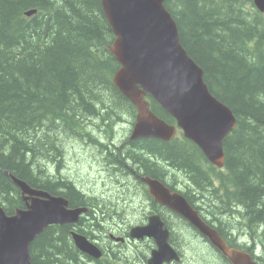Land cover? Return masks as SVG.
I'll use <instances>...</instances> for the list:
<instances>
[{
  "label": "trees",
  "instance_id": "16d2710c",
  "mask_svg": "<svg viewBox=\"0 0 264 264\" xmlns=\"http://www.w3.org/2000/svg\"><path fill=\"white\" fill-rule=\"evenodd\" d=\"M165 6L210 92L237 119L224 141L223 169L182 133L170 142H116L114 128L128 116L132 127L136 111L114 85L120 65L109 49L115 35L102 0H0V205L8 215L25 207L6 172L66 197L73 207L90 205L92 199L59 172L62 136L101 145L100 135L90 136L106 125L102 130L113 137L112 145L125 143L119 147L122 160L144 164L143 176L164 181L172 177L166 166H172L205 184L222 217L239 220L236 229L257 240L264 264V14L252 0H165ZM31 10L36 13L29 17ZM148 99L156 115L176 124ZM47 156L58 165L55 175L42 163ZM109 162L129 174L117 155ZM69 227H50L37 237L30 247L32 263L81 264L80 256H87L71 243Z\"/></svg>",
  "mask_w": 264,
  "mask_h": 264
},
{
  "label": "water",
  "instance_id": "95a60500",
  "mask_svg": "<svg viewBox=\"0 0 264 264\" xmlns=\"http://www.w3.org/2000/svg\"><path fill=\"white\" fill-rule=\"evenodd\" d=\"M264 13V0H254ZM115 40L111 53L120 64L113 81L119 91L135 106L137 122L131 140L171 141L177 126L154 114L146 100L151 95L170 115L189 140L193 141L215 166L225 163L224 140L235 129L237 119L231 109L212 95L204 81L203 69L183 47L178 26L165 7V0H102ZM36 11L28 12L32 16ZM9 174L19 188L25 208L8 215L0 205V264H33L30 245L51 225L77 223L87 208L71 209L70 201L38 190ZM150 194L187 219L231 264H259L252 256L230 247L219 232L210 227L179 194H174L156 179L144 177ZM155 237L149 264L179 260L169 245V232L157 220L149 228H136L133 238ZM80 251L99 259L101 250L86 237L75 234Z\"/></svg>",
  "mask_w": 264,
  "mask_h": 264
},
{
  "label": "flooded vegetation",
  "instance_id": "af4514ba",
  "mask_svg": "<svg viewBox=\"0 0 264 264\" xmlns=\"http://www.w3.org/2000/svg\"><path fill=\"white\" fill-rule=\"evenodd\" d=\"M100 143L102 145V148L106 146V151H100V153L102 154L103 164L106 165L108 169L113 168L116 172L120 173V168H118L119 166L108 164L110 163L109 158L105 156L108 154V150L111 149V142L101 139ZM121 146H124V144L122 143ZM143 166L144 164L142 162H138L135 166L125 165L124 168L127 169L129 173L128 175H126V177L135 181L133 185L135 191L139 194L138 199L139 201L141 200L143 204L142 211H144L145 213L142 217H139V220H132L130 214L126 215L124 220V224L127 225L126 229L123 232L120 230H110L107 235V241L103 240V237L98 236L95 232L96 228L101 224L98 222V219L104 217H119V214L123 211L112 209L104 212V209H99V213L96 206V204H98L97 200L91 197L88 191L80 188L75 183V185L79 189H82L84 191L83 193L85 196L92 199V203L90 205H87L90 208L89 212L84 214L75 224L53 225L49 226L48 228L55 226H70L68 228V231L70 234L69 239L71 243H74L72 234L73 232H75L86 236L101 248L103 252V259L98 260L90 258L88 256L87 258L80 256L79 263L102 264V261L104 259L107 261V257H111L110 250H113L115 248V245L129 247V252L132 251V245H136L135 247H133V250H135L136 248L141 249V246H147L150 249V252L146 254L144 253L143 257L139 256V262H141L140 264H149L151 253L153 250L158 248V243L155 237L143 236L140 239L133 238L132 230L137 226H148L151 223L152 218H159L167 228L169 232V245L177 252L179 256V260H174L170 263L165 264H191L192 260L186 258L184 250L189 249L192 245H204L213 248L209 240L205 238L194 226H192L187 219L182 217L169 206L160 204L155 200V198L150 194L149 186L141 180L142 176L144 175L141 171ZM166 168L169 171V174L172 175V177H165L164 181L161 182L164 183L172 193L181 194L192 206V208L198 212L199 216L210 227L216 229L230 246L247 251L254 257L255 260L261 262L260 254L258 253L257 240L253 238L252 234L251 236H249L247 232H244L242 230L238 231L236 229V224L239 223V220L236 219L234 221V217H222L223 214H221V211L218 210L219 206L216 205L215 207L214 203L212 202V198L209 195V192H207V190L205 189V184H195L194 180L190 179V176H188V174L183 172L181 169H177L172 166H167ZM70 208L76 207H73L72 203L70 202ZM234 210H232V212H234ZM131 214H134V211H131ZM189 232H191L190 235ZM190 240H192L194 243H191ZM119 241H121L123 244L120 245ZM252 248L255 249L254 252L250 251ZM213 250L215 249L213 248ZM217 254L220 255L218 252ZM220 259L224 261L225 264H231L226 258L222 256L220 257ZM121 261L122 260L120 258L116 260L118 264H129L127 262H131V259H127V262Z\"/></svg>",
  "mask_w": 264,
  "mask_h": 264
},
{
  "label": "rangeland",
  "instance_id": "374dc122",
  "mask_svg": "<svg viewBox=\"0 0 264 264\" xmlns=\"http://www.w3.org/2000/svg\"><path fill=\"white\" fill-rule=\"evenodd\" d=\"M110 47L111 46H109V49ZM126 119L123 122L120 120V126L114 128L115 131L118 129L116 135L117 143L125 140L132 141L130 135L133 126L130 127L129 120ZM103 126L106 125L100 126L99 133H97L98 135L95 133L90 137L97 138L100 135V137H102L101 139L112 142L111 140H113V137L110 139L107 137V133L104 132L106 131V127L102 130ZM62 138L64 144V164H62L59 169L61 175L69 178L74 184L76 183L80 188L88 191L91 197L97 200L98 204H96V206L99 213V209H104V212L112 209L123 211L119 214V217L99 218L98 222L101 224L96 228V234L107 241V235L110 230H120L123 232L126 229L127 225L124 224L126 215L130 214L132 220H139V217H142L145 212L142 211L143 204L141 200L139 201V194L135 191L133 185L135 181L126 177V174L124 175L116 172L113 168L108 169V167L103 164L100 151H106V146L102 148V145L99 144V140L94 144L90 138L85 137L84 139H80L73 134L69 136L63 135ZM119 145L120 144H113L111 146L113 152H108L105 156L109 159H113L114 155H117L122 165L129 166L126 157L125 162L122 160L123 157L121 155L124 146H122L121 149L119 148L121 145ZM135 148L139 149L140 147ZM42 163L48 169H53V175L57 173L55 168H57L58 165L54 164L55 159L48 158L47 156ZM108 164L113 165L112 163ZM118 164L120 165V163ZM183 172L186 173L184 170ZM215 189L217 190V188ZM80 191L84 192L82 189H80ZM131 211H134V214H131ZM190 234L191 232H189V235ZM190 242L194 243L192 240H190ZM119 244L121 245L123 243L119 241ZM135 246L136 245H132V251L129 252V247L115 245V248L110 250L111 257L108 256L107 261L104 259L102 264H118V262H116L118 258L122 260L121 262H127V259H131V262L127 263L140 264L139 256L143 257L144 253L150 252V249L147 246H141V249L136 248L133 250ZM184 252L186 258L192 260L191 264H225L224 261L220 259L221 256L210 246L192 245L189 249L184 250Z\"/></svg>",
  "mask_w": 264,
  "mask_h": 264
},
{
  "label": "bare ground",
  "instance_id": "6f19581e",
  "mask_svg": "<svg viewBox=\"0 0 264 264\" xmlns=\"http://www.w3.org/2000/svg\"><path fill=\"white\" fill-rule=\"evenodd\" d=\"M130 101V100H129ZM133 130H134V124H133V127H132V130H131V135H133ZM144 177H149V176H142V178H141V180L143 181V178ZM150 178H152V177H150ZM144 182V181H143ZM144 183H146V182H144ZM147 184V183H146Z\"/></svg>",
  "mask_w": 264,
  "mask_h": 264
}]
</instances>
